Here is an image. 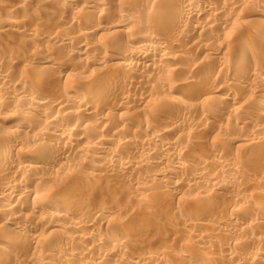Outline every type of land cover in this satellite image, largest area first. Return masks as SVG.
Segmentation results:
<instances>
[{
    "label": "bare ground",
    "instance_id": "1",
    "mask_svg": "<svg viewBox=\"0 0 264 264\" xmlns=\"http://www.w3.org/2000/svg\"><path fill=\"white\" fill-rule=\"evenodd\" d=\"M0 264H264V0H0Z\"/></svg>",
    "mask_w": 264,
    "mask_h": 264
},
{
    "label": "rangeland",
    "instance_id": "2",
    "mask_svg": "<svg viewBox=\"0 0 264 264\" xmlns=\"http://www.w3.org/2000/svg\"><path fill=\"white\" fill-rule=\"evenodd\" d=\"M80 5V4H79ZM121 111H124V110H121ZM42 230L40 229H37V232H41ZM259 234H261V232H258Z\"/></svg>",
    "mask_w": 264,
    "mask_h": 264
}]
</instances>
